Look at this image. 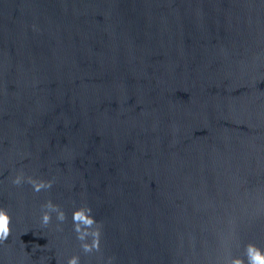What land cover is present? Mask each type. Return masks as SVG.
Listing matches in <instances>:
<instances>
[{"label":"water","instance_id":"1","mask_svg":"<svg viewBox=\"0 0 264 264\" xmlns=\"http://www.w3.org/2000/svg\"><path fill=\"white\" fill-rule=\"evenodd\" d=\"M0 210V264H264V0H0Z\"/></svg>","mask_w":264,"mask_h":264},{"label":"clouds","instance_id":"2","mask_svg":"<svg viewBox=\"0 0 264 264\" xmlns=\"http://www.w3.org/2000/svg\"><path fill=\"white\" fill-rule=\"evenodd\" d=\"M19 182H20L19 180L16 181V183ZM44 208H47L49 211H56V209L53 208L51 204L42 207V212H44L42 216V220L43 223L47 225L50 222V215L48 211H44ZM58 219L63 220L62 213L58 216ZM9 224H10V218L3 210H0V237H7L9 233ZM69 264H75V260L70 261Z\"/></svg>","mask_w":264,"mask_h":264}]
</instances>
